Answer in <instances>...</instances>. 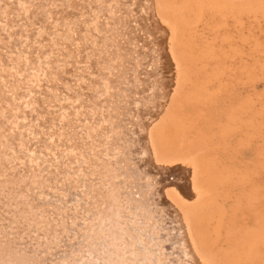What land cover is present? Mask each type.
Returning <instances> with one entry per match:
<instances>
[{
  "label": "bare ground",
  "instance_id": "obj_1",
  "mask_svg": "<svg viewBox=\"0 0 264 264\" xmlns=\"http://www.w3.org/2000/svg\"><path fill=\"white\" fill-rule=\"evenodd\" d=\"M12 1L11 0H0V9L1 8H4L6 10L9 9L8 10L9 14L12 16V18H11L12 22L10 20H8L10 22L6 21L5 23H3L1 21L2 18L0 20V62L2 61L1 63L5 62V60L3 61V59L5 58L7 53L9 54L12 51H14V48L15 49L21 48V51H23L22 49L24 47L22 48V46H25V44H27L28 46L31 45V50H33L32 47L39 46V45H37L35 40L32 39L33 38L32 34L29 32V26L31 25V27H32V24H30L31 21H33L32 23H34V21H36V19L39 20V19H42L44 17L43 14H41L43 17L42 18L40 17V15H39L41 13L40 11L45 10V11H50V13H51V11L53 10L55 13V10L58 9L57 14L62 13L61 14L63 16L62 20H64V21L61 20L62 22L61 23L59 22V25L57 22V27L55 28L53 26L54 30L63 29V27L65 28L68 25H69L68 28H69L70 32H71V30L77 31V29H78V30H81L82 32H84L85 30H87V31L90 30L91 32L94 33L95 31L97 32L98 29H101L102 34H103L102 37L100 36L101 38H103V39H101V41L102 40L104 41V39L107 41H110V38L108 37L107 32H113V34H114V32H115L114 30L117 29L118 33L117 32L116 33H117V35L119 34L120 37L121 36L123 37V33L126 34L125 42H124L126 46L124 44L122 45V46H124L123 47L124 48L123 53L129 52V51H126V50H129L128 49L129 47H130V49L132 48V46H133V45H131L132 41H134V40L136 41L137 39H138V41L140 40V37L139 36L136 37V34H135V31L137 32V30H138V29H135L136 27L137 28L139 27V31H142L141 34H144L145 31L146 32L148 31L149 34L151 33L154 40L156 38L158 39L157 35L159 34V32L162 31V33H160L161 36L159 35L160 37L158 39L161 43V44L159 43L161 46L160 45L156 46L158 44L157 43L155 45V47H157V49H158V47L162 48V49L161 48H159V49L163 50L162 56L164 58H162V59H164V61L162 60L161 63H163L164 65H161L162 67L158 66L159 68L160 67L161 68L160 69L156 68L157 71L152 70L153 72L151 71V73L147 74V80H145V78H144V80L146 82L144 81L143 83L144 84L145 83L150 84L151 81L154 82L156 79L158 80V78L161 79V77H162L161 75H163V77L167 78L166 82L163 81L164 79L159 80V81H161V82H159L160 83L159 85H161V83L163 82L166 84L167 87L164 86L163 87L164 89L162 91L156 90V92L157 91L158 92L157 93L153 92V94H152V100L154 101V105L152 103L153 107H151L149 105V108H148L147 103H145L146 104V108H145V105L143 106V104H142V103H144V101L146 99L148 100L146 102H148V103H150V101L152 102V100H149L151 97L150 98L148 97V95L150 93L146 92V94H145L146 88H144L143 92H141V91L139 92V91L134 90L136 92V94H137V92H139V95L141 96V98L138 101L136 100L137 102L135 101V99H134V101L132 100L133 98L131 97V95H132L133 89H131V88L137 87L136 84H135V87H134V85H132V87H129V85H128V87H129L128 91H125L124 92L125 94L121 93L120 97H117V96L111 97L112 99H113V97L115 98L114 101L116 103L114 104L115 106H112V107L116 108L117 114H118L117 117H115L116 121L114 120L113 123L117 126L116 128L120 129V131L117 130L120 134H115L114 137L112 136V139L110 137V141L111 142L113 141V146H119V147H122L121 150L122 149L125 150L124 157H123V159L120 158L121 162L118 161L119 163L115 162L114 160H110L109 158H106L107 153L109 154V151H112L113 146L110 150H108L109 142H106L103 139L101 140V137L104 138V136H102V133H100V129H101L100 124H101V122L103 123L105 121L104 120L105 115H107V112H109L108 107L106 108L108 111L105 109L106 102L108 103L109 101L105 102L104 99L101 100L102 102H99V104H100V107H102L105 110V112L103 111L102 117H100L97 114L95 117V120H94L95 131H97V132H95V139H93V138H92V140L88 139L89 141H91L90 142L91 147L94 144V142L96 141V139L99 141V143H101V145H99V143L95 142V144L93 146V149H95V155H93V156H95V158L98 159L99 162L97 164H95V162L94 163L92 162V168L88 166L89 168L92 169L90 173L86 174V172H84V173H82L84 175L80 176V173H81L80 166L78 167V165H76V164L72 165L73 163L69 164L67 167H60L59 166L56 169H53L52 172H49L46 165H45V162H46L45 157L37 158V160H36L37 163L33 166L25 165V167H24V164H25L24 163L23 166L21 165V167H19L18 169H16V168L10 169L9 171L7 169H5V166H2L3 164L0 161V172H1L0 173V180L1 179L4 180V184L9 187L8 189H10V192L11 191L16 192V190H18L19 192L22 193L24 198L26 197L25 202H27L28 205L24 206V211L27 209L26 211L28 212V216L30 215L29 218L26 217L27 218L26 221L28 222L30 220V218L32 219V217H34L35 213H36L35 215L38 216L40 211H42L41 212L42 213L41 216H42L44 214L45 215H47L48 213L50 214V212L53 208H54L53 209L54 212H58V214L61 213L60 211H62V210H63V213L65 214V211L67 210L68 216H70V217L67 216L69 224L68 223L66 224V225H68V228L65 225L66 226L65 228H67V230L64 227L63 228H64V230H66L67 235H68V233L71 234L70 235L71 238L69 237V235H68V237L66 236L67 241H68V238H70L71 242L70 241L65 242L66 237L64 238V240H65L64 242H62V241H60V242L64 243L65 246H68V245H74L75 243H77V242H74V244H72V241H74V240L77 241L80 239L79 243H81L83 241L82 240L83 239L82 234H84V231H86L87 228H89V222L84 223L87 220L84 221L83 224L81 225V227H79V228L78 227L76 228V225H75V227H73V225L76 223L78 226V225H80V223H82L81 220L83 218H87L86 214H84V211H85L84 209H85L86 205L88 206L89 204L93 203V201H96V199H100V198L105 199L109 196V194H110L109 191H111V190H109L110 186H109L108 180H110L111 182L116 184V189H114V191L116 193V201H114V203L120 204L118 206L119 208H117V209L114 208V210L118 211V215H120L118 219H115V221L116 222L119 221L123 224V225H119V224L117 225L116 224L117 228L115 227L116 228V231H114L115 233H118V231H120L121 233L122 232L124 233V230L131 228L130 224H132V223L126 225L128 220H130V216L128 215V212L132 210L130 207L125 206L126 199H128L130 201L129 203L131 205V201H133V200L137 201V200H139V198H141L140 200L146 199V196L143 193L144 189L145 190H147V189L152 190L153 195L151 197V200H152L153 205L151 207L154 211L151 210L152 211V214L150 215V217L152 219L151 221L154 220L156 222L157 229L159 231L162 229L161 231L163 232V234H165V235L168 234L169 237H167V235L165 236L163 234H159V236H154V235L150 234L153 232H151V229H148L149 227L144 230V231L147 230L146 232H149V233L145 234V232H144V234H139V237H140V235H141V237L142 236L146 237L149 242H153V245L154 244L155 245L161 244V246L163 247V251L162 250H160V251H162V254L167 258V259H165V262H167V264H177V262H179V261L181 264H187L188 261H190V264H264V0H103V2L109 3V1H110L111 4L112 3L115 4L113 6V8L111 5V8L114 9V13H112L110 8L108 9L106 7L107 5H105L104 6L105 10H103V11H106V12L108 11V13L105 12L107 14V16H106V14H104V15L106 17H108L111 21L109 23V19H108V22L106 21V23H102V24L99 23V21H101V20L97 21L100 24V26H99L100 28L98 27L97 29L94 28V26L97 27V25H96L97 22H95L93 19L90 20L91 23H89V26L87 27V29L85 28V26H80L82 24V23L78 22V20L80 18H78V20H76L77 24L74 23V21L72 22V19L73 18L75 19L76 13L77 12L81 13V11H80L81 10V8H80L81 3H79L77 0H63L64 2L63 1L59 2L58 0H22L24 4H26V5L29 4L30 6H33V8H36V10H34V12L32 11V13H30L32 15L31 16L29 15L30 19H32L30 21H28L26 19L28 17V16H26V14H25V16H26V18H25L24 16H21L18 13L19 9L16 8V10H15L13 8ZM19 1H17V2H19ZM80 2H81V0H80ZM82 2H84V1L82 0ZM85 2H86V0H85ZM95 2H97V1H95ZM99 2H102V1H99ZM61 3H62V5H61ZM92 3H94V2H92ZM147 3H148V5H147ZM97 4H98V2H97ZM97 4H95V5H97ZM101 4H103V3H101ZM101 4H99V5H101ZM17 5H19V4H17ZM20 5H21V3H20ZM84 5H86V3ZM103 5H102V9H103ZM72 6H74V7H72ZM147 6L149 8V11H148ZM22 7H24V6H22ZM41 7H43V9ZM84 7H82V8H84V10L90 11V13L88 12L89 13L88 17L93 18L94 5L93 6L91 5L90 7L88 5L89 8L87 6H84ZM19 8H20V6H19ZM72 8H74L76 13L74 12V10H72ZM100 8H101V6H100ZM145 8H147L146 9L147 14H148V12H150L151 17L147 16L146 13L142 14L141 11H142V9L144 10ZM50 9H52V10H50ZM78 9H80V10H78ZM95 9L97 10V7ZM59 10L61 12H59ZM133 11H134V13H136L137 19H138V17L139 18L141 17V16H139L140 12H141L143 18H145L143 16V15H145V16H147V19H148V17H149V19H153V22H150V23L152 25L153 24L154 25L152 26V25H150V23H148L149 19H148V21L146 19H145L146 21H144V20L139 21V19H138L139 22L136 21L137 23L133 24V22H134L133 21L132 23H130V20H132V18L135 19L134 16H132L134 14ZM0 12H3V10L2 11L0 10ZM78 13H77V17H78ZM84 13H86V11ZM45 15H46V13H45ZM81 15H82V13H81ZM104 15H103V17H105ZM2 16H4V12H3ZM83 16H84V14H83ZM85 16H87V15H85ZM98 16H99V14L96 15L97 19H99ZM113 16H115V17H113ZM8 17H10V16H8ZM65 17H66V19H68V21H66L67 23L65 22V20H66ZM89 18H87V19L89 20ZM6 19H7V17H6ZM97 19H95V20H97ZM103 19L104 18H102V20ZM43 20H44V18H43ZM82 20H84V18ZM44 21L46 22V20H44ZM40 22L41 21H38V23H40ZM45 22L42 24H46V25L49 24V23H45ZM49 22H51V21L49 20ZM83 22L85 23V21H83ZM84 25H86V24H84ZM91 25H92V27H90ZM155 25L157 26V28ZM40 26H41V24H40ZM77 26H79V27L77 28ZM6 27L11 28L13 31H11V32L8 31V33H6ZM33 27H34V25H33ZM37 27H38V25H37ZM45 27L47 28L48 25ZM108 27H109V29H108ZM38 29H40V28L38 27ZM46 30H45V32H46ZM54 30L48 31L46 33V35H45L47 38L46 40L45 39L43 41L39 40V41H42L41 43H43L44 41H46V43H47V40H49L53 44L54 47L52 49L49 47L50 49L47 48L48 50L41 49L38 47L34 48V49H36L35 52L33 51V54H32L34 56L31 57L32 60L25 67H28V66H30V67L35 66V68L38 66L39 67L40 66L46 67L43 64L45 57L47 58V56L49 54L56 53L55 50L57 51V49H56L57 47L60 49L59 52H61L62 49L65 48L64 46H66V44L69 40L68 39V32H65V33L62 32V33H64V35L61 34L62 36H60L56 33H53ZM157 30H159V31L157 32ZM36 31H37V29H36ZM81 31H80V35L82 34ZM36 33H38V32H36ZM39 33H40V30H39ZM88 33H86V34H88ZM131 33L133 34V37H132ZM33 35H34V33H33ZM73 35H75V33ZM76 35L79 36V33ZM110 35H111V33H110ZM38 36H40V35H38ZM69 36H70V34H69ZM84 36H86V35L84 34ZM142 36L146 37L145 35H142ZM81 37L82 36H80L79 38H81ZM93 37H95V35ZM151 37H149V38H151ZM43 38H45V37H43ZM73 38H74V36H73ZM75 39H77V38L75 37ZM84 39H85V37H84ZM90 39H92V37ZM96 39H97V37H96ZM79 40H78V42H79ZM111 40H112V37H111ZM115 40L116 39H114V42H115ZM143 40H146V39H141V42ZM158 40H156V41H158ZM64 41L66 43H65V45H62L63 44L62 42H64ZM138 41H136V42H138ZM90 42H91V40H90ZM46 43L44 42V45ZM104 43H105V41H104ZM143 43H145V42H143ZM146 43H147L146 47H148V42H146ZM86 44H87V42H86ZM88 44H90V43H88ZM97 44H98V41H97ZM72 45L74 46V44H72ZM77 45H75V46H77ZM92 45H93V43H92ZM99 45L101 46L102 44H99ZM114 45H118V44H114ZM114 45H112V46H114ZM136 45H137V43H136ZM138 45H137V47H139ZM150 45H151V42H150ZM104 46H105V44H104ZM51 47H52V45H51ZM67 47L70 48L68 45H67ZM106 47H107V45H106ZM108 47H109V45H108ZM140 47H141V50L145 49L143 47V45ZM120 48H121V50L123 49L122 47H120ZM134 48H132V49H134ZM111 49H112V47H111ZM117 49H118V47H117ZM150 49L147 51L145 50L146 53L144 56L141 55L142 57H145V58H143V60L145 62H147V61L149 62V60L152 62V60H151L152 58H150V57L155 56L152 54ZM154 49H156V48H154ZM136 50L134 52H136ZM104 51H103L104 53L107 52L105 49H104ZM62 52H64V51H62ZM73 52H74V49H73ZM17 53H18V51H16V53H14V54H17ZM30 53H32V52H30ZM24 54L25 53H23V55ZM60 54H62V53H59V55L57 54V56H55V58L61 57L62 55L60 56ZM115 54H117V52ZM140 54H142V53H140ZM122 55H120V56H122L121 59L119 58V56L118 57L116 56L117 58L122 60L120 62H122L126 66V68H124V66H123L124 69L123 70L121 69V70L124 71V73L130 71L128 73L129 76H133V77L137 76V78L138 77L140 78L143 75L141 73H143V72L145 73V71H142L143 69L140 70L141 66L139 69L137 68V66L139 65L138 63H140L139 61H142V59H138V61L136 60V64H137L136 65L134 63L135 59L132 58L131 60L133 62H131V63H134L135 65H133V64L130 65L126 61V56H124V54H122ZM157 55H158V53H157ZM10 56H11V54H10ZM29 56L30 55L28 54V57ZM146 56L148 57V59L146 58ZM19 57L20 56L18 53V58ZM51 57L52 56H50V59H51ZM62 57L64 60L65 59L64 56H62ZM72 57H74V56H72ZM76 57H78V55ZM85 57L88 58L87 55ZM85 57H84V59H85ZM99 57H100V54H99ZM101 57H102V59H100L101 62H99V64L103 63V65H105V61L107 60V65L108 66L112 65L110 63V60H108V58H109L108 56L103 55ZM130 57H131V55H130ZM136 57H139V56H136ZM9 58H11V57H9ZM74 58L73 59L71 58L72 61H75ZM159 58H160V56L158 57V59L157 58L156 59L159 60ZM5 59H7V58H5ZM28 59H30V58H28ZM77 59H76V61H77ZM88 60H91V58H89ZM52 61H54V59ZM154 61H156V60H154ZM78 62L79 61H77V63H75V64L73 63V64L75 65V67L77 69V70L76 69L75 70L76 71L79 70L77 78L79 77L80 79L83 80L86 76H85L84 70L82 68L83 66L78 65L79 64ZM87 62H89V61H87ZM126 62H127V64H126ZM24 63H25V61H24ZM114 63L115 62H113V64ZM156 63L158 64V61ZM4 64H7V63H4ZM19 64L21 65V63H19ZM85 64H86V61H85ZM147 64H145V67L147 66ZM53 65H54V62H53ZM65 65L67 66V62ZM127 65H129V66H127ZM59 66H60V64H59ZM5 67H3V68H5ZM68 67H69V65H68ZM113 67H114V65H113ZM153 67H156V66L154 65ZM35 68H33V69L35 70ZM135 68H137L138 71H135L136 70ZM142 68H143V65H142ZM29 69H31V68H29ZM44 69L46 70V68H44ZM44 69H43V71H44ZM61 69H63V68H61ZM68 69H70V68H68ZM89 69H91V68H89ZM102 69L98 70V68H97L98 71H96L99 73V79L102 76V74H105V73H102V71H101ZM104 69L106 70V67ZM37 70H39V68ZM158 70H160V71H158ZM49 71L50 70H48L47 72L49 73ZM51 71H53V70H51ZM61 71H64V69ZM72 71H73V69H72ZM28 72H32V71L30 70ZM56 72H58V70ZM89 72H91V71H89ZM1 73H2L1 75H3L4 71H1ZM5 73H7V71ZM9 73L10 72L8 71V74H6V75L9 76ZM35 73H36V71H35ZM38 73H36V75H38ZM42 73L44 74V72H42ZM98 73H95V74H98ZM15 74H16V71H15ZM57 74H59V72ZM86 74H87V72H86ZM27 75H29V74L27 73ZM36 75H34V77ZM109 75H111V74H109ZM13 76H14V74H13ZM22 76H23V74H22ZM72 76H74V75H72ZM92 76H93V73H92ZM106 76L104 75V78ZM116 76H114V77H116ZM20 77H21V75H20ZM43 77H47V76L43 75ZM65 77L67 78L68 76L66 75ZM126 77L127 76H124L123 79L124 78L126 79ZM133 77H131V78L133 79ZM10 78H12V77H10ZM54 78H55L54 82H55V80L58 81L57 79H59V78L56 79V77H54ZM97 78H98V76H97ZM6 79H7V77H6ZM51 79H52V77H51ZM120 79H122V78L120 77ZM120 79L118 78V80H120ZM68 80H69V77H68ZM68 80L66 79V81H68ZM96 80L94 82H96ZM133 80L130 81V83L134 84ZM137 80H139V79H137ZM137 80H135L134 82L138 83ZM149 80H150V82H149ZM40 81H41V79H40ZM108 81H110V80H108ZM108 81H106V82H108ZM120 81H121L120 83L123 84V82H122L123 80H120ZM31 82H33V81H31ZM51 82L53 83V81H51ZM79 82H80V80H79ZM103 82H105V80ZM258 82L262 83V91L259 94H256V92L254 91V85ZM47 83H49V82H47ZM74 83H75V81H74ZM89 83H90V81H89ZM16 84H17L15 87L16 91L15 90L14 91L16 92L17 96H19L22 94V92H25V91L22 88L21 82H16ZM62 84L64 85V82ZM92 84H94V83H92ZM57 85H58V82H57ZM88 85H86V86H88ZM100 85H102V84H100ZM159 85H158V87H160ZM76 86H78V85H76ZM107 86H108V84H107ZM141 86H142L141 88H143V85H141ZM155 86H157V85H154V88L158 89ZM47 87H49V86H47ZM99 87H101V86H99ZM120 87L122 88L121 85H120ZM144 87H145V85H144ZM149 87H151V86H149ZM9 88H10L9 82L7 80H5V82H3L2 86L0 87V96H2V98L5 95H8ZM11 88H14V86ZM39 88L42 89V87H39ZM73 88H75V87L73 86ZM154 88L152 87V89H154ZM243 88H245L246 90L243 93H240V91ZM66 89H67V86H66ZM68 89H69V87H68ZM75 89H78V88L76 87ZM39 90L40 89H38L37 92H39ZM121 90L123 92V89H120V91ZM31 91H33V90H31ZM85 91H87V90H85ZM94 91H95V89H94ZM98 91H99V88H98ZM148 91H151V88ZM30 92H28V93H30ZM33 92H35V91H33ZM45 92H48V91H44V90L42 91L41 90V92L36 94L37 95L36 98H39V96L42 97L45 94ZM51 92H52V90H51ZM53 93H55V92L53 91ZM53 93H52V95H53ZM70 93H71V91L69 92V94ZM49 94H51V93H49ZM82 94H84V93L82 92ZM108 94H109L108 97L110 98V93H108ZM119 94H120V92H119ZM86 95H88L87 98H88V100H90V98H92L93 94L88 93ZM100 95L101 94H99V96ZM17 96H15V98H18ZM61 97H63V95ZM67 97H65V99ZM94 97H96V96H94ZM134 97H135V95H134ZM30 98H31V96H30ZM53 98H55V97H53ZM78 98H80V97H78ZM102 98H104V97H102ZM20 99H22V98H20ZM44 99H45V97H44ZM47 99H45V100H47ZM57 100H59V99H57ZM7 101H8V99H7ZM21 101H23V100H21ZM36 101H37L38 105L35 102V105H37V107L36 108L34 107V109L37 111L39 109L38 112L41 113V116H43L45 114V109L43 108L40 100H36ZM59 101H62V99ZM45 102H47V101H44L43 103H45ZM6 103H8V102H6ZM30 103H32V100ZM61 103H60V105H61ZM90 103H92V102L89 101V104ZM62 104H65V103L63 102ZM85 104H87V103H85ZM85 104H84V106H85ZM93 104H97V102L93 103ZM23 105H24V107H26L25 104H23ZM54 105H55V102H54ZM109 105L110 104H108V106ZM70 106H72V105H70ZM76 106H77V104H76ZM31 107H33V106L31 105ZM95 107L97 108V105ZM0 108H2V107H0ZM28 108H30V107H28ZM30 109H32V108H30ZM52 109H53V107H52ZM0 110H2V109H0ZM35 110H33V113H35L34 112ZM61 110H62V107H61ZM73 110L75 111V109H73ZM7 111H10V110H7ZM0 112L2 113V111H0ZM91 112L92 111H90V113ZM98 112H99V110H98ZM112 112L114 113V111H112ZM22 113H24V112H22ZM22 113H21V115H23V117H24V114H22ZM99 113H101V112H99ZM17 114H18V112H17ZM26 114H27V112H26ZM68 114H69V112H68ZM75 114H76V111H75ZM86 114L88 116V113H86ZM12 115H14V114H12ZM57 115L59 116V114H57ZM71 115H72V113H71ZM90 115H92V114H90ZM74 116H76V115H74ZM36 117H40V116H36ZM61 117H62V115H61ZM65 118H66V116H65ZM38 119H40V118H38ZM106 119L108 120V118H106ZM109 119H110V117H109ZM29 120H30V118H29ZM60 120H63V119H60ZM91 120H92V117H91ZM102 120H104V121H102ZM20 121H19V124H23L22 121L21 122ZM24 121H26V120L24 119ZM34 121H35V119H34ZM36 121H37V119H36ZM50 121H51V119L48 118V114L46 113V117L44 119H41V121H39L37 126L40 128L48 127ZM54 121H55V119H54ZM67 121H65V122H67ZM25 124H27V122ZM75 124L73 123L72 127L75 126ZM22 126H21V128H22ZM59 126L61 127V124ZM109 126H110V124H109ZM1 127H2V125H1ZM30 128H32V127H30ZM79 129H81V128H79ZM62 130L64 131V129H62ZM88 130L89 129H87V131ZM52 131L53 130H51L50 132H52ZM61 131H60V133H61ZM77 131L75 133L72 131V133L76 134V133H78ZM89 131H91V129ZM11 132H12V129H11ZM98 132H99V134L97 135ZM87 133H90V132H87ZM36 134H37V132H36ZM108 134L109 133L106 132L105 137H107ZM20 136H21V134H20ZM52 136H51V138H52ZM58 136H60V135H58ZM14 138H15V136H14ZM14 138H13V136H11L10 137L11 140L7 139L8 144H4V146L2 145L3 147L1 146V143H0V146L2 147L0 149V160L2 159V156L4 154L9 156L10 154L13 155L14 153L18 152L16 147L19 146V144L16 147H14V145H15ZM26 138H27V136H26ZM47 138H48V136H47ZM51 138H49V139L51 140ZM75 138H76V136H75ZM71 140H72V138H71ZM36 141H37V139H36ZM89 141H88V143H89ZM3 142H5V141H3ZM33 142H34V140H33ZM62 142H65V141H62ZM68 142H69V139H68ZM111 142H110V144H111ZM41 143H44V141L41 140ZM50 143H51V141H50ZM50 143H48V144H50ZM66 143L67 142H65V144ZM70 143L72 145V143H75V142H70ZM141 143H143V146H141ZM20 145H21V141H20ZM33 145H34V143H33ZM35 146H37V145L35 144ZM41 146H42V144H41ZM82 146H83V144H82ZM83 147H82V149H83ZM18 148L21 149V147H18ZM24 148H25V146H24ZM87 148H89V147H87ZM101 148H103L105 150L102 151ZM71 149H69V150H71ZM41 150L42 149H40V151ZM44 150H46V149H44ZM47 150H49V149H47ZM59 150H60V148H59ZM117 150H116V152H117ZM27 151H29V150H27ZM56 151H58V150H56ZM35 152L36 151H34V153ZM42 152H43V150H42ZM48 152H50V151H48ZM114 152H115V148H114ZM51 153H53V152H51ZM18 154H20V153H17L16 155H18ZM41 154H40V156H43ZM43 154H45V153L43 152ZM60 154H61V151H60ZM73 154H75V153H73ZM76 154H78V152ZM35 155L36 154H34V156ZM122 155H123V153H122ZM68 156H70V154ZM35 157H37V156H35ZM35 157H33V158H35ZM76 157H79V156H76ZM90 157L91 156H89V158ZM47 158H48V156H47ZM54 158H55V156H54ZM60 158H59V162H60ZM112 159H113V157H112ZM13 160L14 159H12V161ZM21 161H23V160H21ZM66 161H67V159H66ZM25 162H26V164H28L27 161H25ZM4 163H6V162H4ZM51 163H52V161H51ZM145 163H147L150 166L152 174L150 173V175H147L148 177L143 179L142 177H145L147 174V173L146 174L143 173V171L145 170V168H144ZM32 164H33V162H32ZM66 164H68V163H66ZM61 166H62V163H61ZM145 166H147V165L145 164ZM51 167H52V165H51ZM6 171H8V172L6 173ZM79 171H80V173H79ZM140 172H142V174H143V176L141 177L142 178L141 180H145V179L149 178V180L147 181V184L144 183L145 185L140 184V182L138 181V179L140 177V175H139ZM166 173L170 174L171 176L167 177L169 175H167ZM175 173L181 174L182 179L180 180L181 177L179 176L180 178L178 180V178L176 177L177 175H175ZM164 174H166V177ZM172 174H174L175 177H173ZM110 175H111V178L109 179ZM86 177H89L90 180L92 179L93 184H94L92 187H91L90 181L85 182L86 179H88ZM126 177L129 179V180L128 179L127 180L131 184L134 182L135 185H133V184L132 185L137 188V191H136L137 192L136 194H138L137 196H134V194H135L134 191H133L134 194H131V192H129L128 190L126 191L125 188L123 187V186H125L123 180H126ZM128 181H127V183H129ZM122 183H123V185H122ZM180 183L183 186L180 187L178 185ZM2 187L0 188V209H3L2 211L6 210V212H8V210H13L12 212H14L13 213V214H15L14 216H16V214L20 215V212H18V211L21 210V207L19 209V207H16V206L12 207L9 203H7L8 205L5 204V201L7 202V200H6L7 197L3 198V195H2L3 193H1ZM126 188H128V187H126ZM129 189L131 190L130 187H129ZM93 190H95L96 195H98L99 197L98 198H95V197L89 198V200L87 199L88 201L84 200L87 195L88 196L90 194L93 195L92 194V193H94ZM17 193H14V194H17ZM111 195H112V193H111ZM117 195H120V196L117 197ZM148 197L149 196H147V198ZM8 198H9V195H8ZM17 198H18V196H17ZM17 198L15 200H20L21 197L19 199H17ZM24 198H23V200H24ZM113 200H115V199L113 198ZM128 200H127V203H128ZM22 201H21V204H22ZM14 202H13V205H14ZM112 202L113 201L109 200V204H110L109 206H111V208H113ZM137 203L140 204L139 202H137ZM141 203H142V201H141ZM146 205H150V204H147V201H146ZM146 205H144V208ZM72 206L76 207V208H74L75 211L73 210ZM99 206H98V208H99ZM32 207H33V209H32ZM39 207H42L41 208L42 210H40V211L38 209L35 210V208H39ZM71 207H72V211H74L73 214L71 211ZM114 207H116V206H114ZM125 207L128 209L130 208V209L128 210ZM50 208H51V210H50ZM90 208H91V206H90ZM160 208H162V209H160ZM34 210H35V212H34ZM103 210H104V208H103ZM120 210H122V212ZM161 210H163L161 212L162 214L159 213ZM24 211H23V213L26 212V211L25 212ZM21 212H22V210H21ZM89 212L87 214H89ZM135 213H134V215L133 214L132 215L135 216ZM138 213L136 215H138ZM156 213H158L157 216H156ZM58 214H57V216H58ZM99 214H101V213H99ZM143 214H145V213H143ZM145 215H149V214H145ZM145 215H143V216H145ZM11 216H12V214H11ZM48 216L50 217V215H47V217ZM170 216H171V218H170ZM51 217H52V215H51ZM67 217H65V218H67ZM142 217L140 219H142V221H144V219ZM172 217H175V218H173V221H170L169 218L172 219ZM9 218H10V216H9ZM21 218H23L22 214H21ZM54 218H56V217H54ZM58 218H56V219L58 220ZM61 218H62V215H61ZM0 219H2V218L0 217ZM62 219L64 220V217ZM174 219H176V221L178 223V226H176L177 228L175 227L177 229V231L174 228V226L176 224L174 222ZM33 220H35V219H33ZM48 220L49 219H47V221ZM21 221H23V220H21ZM39 221L40 222L42 221L41 218ZM59 221L61 222V220H59ZM92 221H93V219H92ZM24 222H25V220H24ZM40 222H39V224H40ZM44 222H45V220H44ZM130 222H132V220ZM138 222H139V220H138ZM171 222H173V223H171ZM6 223H8V222H6ZM148 223H150V222H148ZM160 223L162 224L161 226H160ZM43 224H42V226L45 227L46 224L45 225H43ZM172 224H173V226H172ZM94 225H96V223H94L93 226ZM152 225H154V222ZM21 226H23V225H21ZM47 226H46V229L49 228ZM135 226H137V225H135ZM90 227H91V225H90ZM144 227L146 228L147 226H144ZM57 228H58V225H57ZM57 228H56V230H57ZM6 229H7V227H6ZM21 229L24 230L23 228H21ZM34 229L35 228H33V230ZM106 229H109V228H106ZM132 229L126 231V233L133 231ZM173 229H175V230H173ZM51 230H49V231H51ZM58 230H60V228H58ZM2 231L4 232V228ZM20 231H19V233H20ZM39 231H38V234H39ZM42 231H45V230H42ZM42 231H40V232H42ZM155 231H157V230H155ZM174 231H176V232L180 231V234L178 232L179 236H177V237H180V235L182 236L179 238V240L180 239L183 240L180 243L184 242L183 244L186 246V249H184V250L182 249L184 251V253H186L185 251H187L190 255V258L187 259L188 261L186 260V258L189 255H187V254L183 255V254L179 253V251L176 250V247H175L176 244L175 243H177V242L174 243V239L176 238V237H174V235H175ZM54 232L55 231H53V234H54ZM58 232H61V230ZM172 232H174V235ZM112 233H113V231H112ZM123 233H122V235L124 237L131 236V237H128V238H130L129 239L130 243L125 244L126 246H119V245L116 246L117 242L115 243L116 245H114V244L112 245L116 249L115 251L117 253V256L119 255L118 256L119 259L123 258L124 262H126L125 260H127L129 258L128 256H130L131 254L133 255L134 252L139 251L140 254L141 253H144V254L149 253L146 251H142L141 247L137 248L140 245V243H138V240H139L138 239L139 237H137L138 235L135 236V234H133V233H131L130 235H129V233L128 234H125V233L123 234ZM171 233L173 236L171 235ZM6 234L8 235V233H6ZM49 234H48V238H49ZM92 234H93V232H92ZM64 235H62V237H64ZM23 236H22V238H23ZM32 236L35 239V236L33 234H32ZM54 236H53V238H54ZM123 236H122V239H124ZM2 237H0V238H2ZM27 237H28V234L26 235V238ZM36 237L41 238L40 236H36ZM115 237L118 238V234L115 235ZM120 237H121V235H120ZM160 237L161 238L167 237L166 239H164V241H166V242L162 241V239H159ZM8 238H9V236H8ZM26 238L24 237V239H26ZM58 238H59V240H61L60 237H58ZM94 238H95V236H94ZM117 238H115V239H117ZM24 239L22 242L23 244H24ZM49 239L51 240V238H49ZM32 240H31V242H32ZM42 240H44L43 237H42ZM129 240H128V242H129ZM179 240H178V242H179ZM1 241H4V240H1ZM11 241H13V236H12ZM28 241L29 240H27V242ZM40 241H41V239H40ZM40 241H39V243H40ZM53 241H56V238ZM53 241H50V242H52V244H54ZM114 241H116V240H114ZM144 241H145V238H144ZM33 242H35V241H33ZM126 242H127V240H126ZM11 243L15 244L14 242H11ZM36 243L34 244L35 246H36ZM4 244H6V242L1 244V245H4ZM17 244H15V245H17ZM41 244H43V243H41ZM177 244H179V243H177ZM34 245L32 243V245H28V246L33 247ZM75 245H77V244H75ZM91 245H92V243H91ZM93 245H95V244H93ZM107 245H108V243H107ZM159 245H158V247H159ZM180 245L181 244H179V246ZM47 246H49V245H47ZM58 246H59V244L57 245V247ZM62 246H63V244H62ZM78 246H79V244H78ZM176 246L178 247V245H176ZM185 246L184 247L182 246V247L185 248ZM11 247H12V245H11ZM38 247H40V246H38ZM72 247L69 248V246H68L69 251H70V249L74 250V248H72ZM80 247H79V249H80ZM3 248H5V247H3ZM14 248H15V246H14ZM18 248L19 247H17V249ZM23 248H25V251H26L27 245H26V247H23ZM95 248L96 247L94 246V249ZM102 248H103V246H102ZM102 248H101V250H102ZM146 248H148V247H146ZM180 248H181V246H180ZM8 249H10V246ZM29 249H31V248H29ZM59 249H60V247H59ZM61 249L66 250L67 248L66 249L61 248ZM104 249H106V248H104ZM112 249H113V247H112ZM32 250L33 249H31V251H29V252H31L33 255L34 250L33 251ZM48 250H50V249H48ZM144 250H146V249H144ZM152 250H154V248ZM155 250H158V249L155 248ZM0 251L2 252V250H0ZM8 251L9 250H7V252ZM55 251H57V249ZM77 251H78V249H77ZM86 251H87V249H86ZM154 251L149 253L152 256H154V258L162 255L159 251L158 252H156V251L154 252ZM63 252H65V251H63ZM100 252L102 253V251H100ZM10 253H12V252L9 251V254H8L9 259L11 258ZM21 253H23V252H21ZM34 253H35V255L39 254V253L36 254V251ZM62 253H61V255H62ZM65 253H68V252L66 251ZM65 253H63V254H65ZM97 253L98 252H96V254ZM101 253H99V254H101ZM106 254H108V253H106ZM0 255H1V253H0ZM39 255H41V253ZM58 255L59 254L57 253V256ZM22 256H24V254ZM26 256L27 255L25 253V257ZM55 256H56V254H55ZM16 257H15V259L12 258V259H14L13 264H19V263L21 264V262H22L21 256L16 255ZM50 257H52V256H50ZM28 258H31V257H28ZM43 258H44V256H43ZM43 258H41V259H43ZM52 258H54V257H52ZM35 259L38 260L37 258H35ZM107 259L109 260V258H107ZM27 260H29V259H27ZM32 260H33V257H32ZM32 260L30 259V261H32ZM44 260H46L44 262V263H46L47 258L43 259V261ZM144 260H145V258H144ZM162 260H164V259H162ZM6 261L8 263V260H6ZM30 261H28V262H30ZM43 261H41V262H43ZM25 262H27V261L25 260ZM25 262H22V263L25 264ZM37 262H39V261H37ZM100 263H101V261H100ZM153 263H154V261H153ZM0 264H5V263L2 262V260L0 259ZM29 264H31V263H29ZM37 264H39V263H37ZM114 264H115V261H114ZM128 264H129V262H128ZM133 264H134V262H133ZM147 264H149V263H147ZM160 264H161V262H160Z\"/></svg>",
  "mask_w": 264,
  "mask_h": 264
},
{
  "label": "rangeland",
  "instance_id": "obj_2",
  "mask_svg": "<svg viewBox=\"0 0 264 264\" xmlns=\"http://www.w3.org/2000/svg\"><path fill=\"white\" fill-rule=\"evenodd\" d=\"M12 1V0H11ZM17 1H19V0H13L12 1V3H13V8L16 10V8L17 9H19L18 10V13L21 15V16H24L25 18H26V16H28L26 19L28 20V21H30V20H32V19H30V17H29V15L31 16L32 14H30V13H32V11L34 12V10H36V8H33V6H30L29 4L28 5H26V4H24L23 3V1L22 0H20L19 2H17ZM22 1V2H21ZM59 2L60 1H63V0H58ZM79 3H81V10L80 9H78V10H80L81 11V13H82V15H81V13L79 12H77L78 13V17H77V13H76V11L74 10V8H72V10H74V12L76 13V16H75V19L73 18L72 19V22L74 21V23H76L77 24V21L76 20H78V18H80L79 20H78V22L79 23H82L80 26H85V28L87 29V27L89 26V23H91V21L90 20H94L95 22H97V21H99V20H101V21H99V23L100 24H102V23H106V21L108 22V17H106L107 16V14L106 13H108V11L106 12V11H103V10H105L104 9V6L105 5H107L106 7L109 9L110 8V10L112 11V13H114V9H112L113 8V6L115 5V4H111L110 3V1H109V3H106V2H103V0H86V2H85V0H83L84 2H82V0H81V2H80V0H77ZM95 1H97L98 2V4H97V2H95ZM99 1H102V2H99ZM16 2V3H15ZM64 2V1H63ZM92 2H94L95 4H97V5H95L94 3H92ZM108 2V1H107ZM11 3V4H12ZM20 3H21V5H20ZM86 3V5H84V4ZM101 3H103V4H101ZM16 6H15V5ZM17 4H19V5H17ZM89 5V7L92 5H94V11H93V18L92 17H88L89 15V13H90V11H87V10H84V6H87L88 7V5ZM99 4H101V5H99ZM110 4V5H109ZM61 5H62V3H61ZM83 5V6H82ZM102 5H103V9H102ZM111 5H112V8H111ZM147 5H148V3H147ZM19 6H20V8H19ZM22 6H24V7H22ZM26 6V7H25ZM100 6H101V8H100ZM109 6V7H108ZM6 7V6H5ZM72 7H74V6H72ZM82 7H84V8H82ZM88 7V8H89ZM97 7V10L95 9ZM23 8V9H22ZM42 9H43V7H41ZM70 8V7H69ZM79 8V7H78ZM147 8H148V6H147ZM147 8H145L144 10L142 9V14H147ZM31 9V10H30ZM39 9V8H38ZM101 11H100V10ZM1 11L3 10V12H4V16H2L3 15V12H0V20H1V18H2V22L3 23H5L6 21L7 22H10L11 21V18H12V16L9 14V9H4V8H1L0 9ZM50 10H52V9H50ZM107 10V9H106ZM57 11H58V9L57 10H55V13H54V11L52 10L51 11V13H50V11H45V10H43V11H40L39 13V15H40V17L42 18L43 16L41 15V14H43L44 15V20H46V22L43 20V18L42 19H39V20H37L36 19V21H34V23L36 24H34V23H32L33 21H31V23L30 24H32V27H31V25L29 26V32L32 34V39L33 40H35V42L37 43V45H39V46H36V47H38V48H41V49H46V50H48L47 48H53L54 46H53V44L49 41V40H47V43H46V41H44L46 44L44 45V42L43 43H41L44 39L46 40L47 38H46V33L48 32V31H53L54 30V27L56 28L57 27V22H58V25H59V22L61 23L62 21H64V20H62L63 18V16L61 15L62 13H59V12H61L60 10H59V14H57ZM86 11V13H84ZM96 11V12H95ZM103 11V12H102ZM144 11V12H143ZM146 11V12H145ZM148 11H149V8H148ZM6 12V13H5ZM29 12V13H28ZM48 12V13H47ZM89 12V13H88ZM99 12V13H98ZM106 12V13H105ZM141 12H140V15L139 16H141L140 18L138 17V19H139V21H148V19H149V17H151V14H150V12H148V14H147V16H149L148 17V19H147V16H145V15H143L145 18H143L142 17V14H141ZM45 13H46V15H45ZM54 15H53V14ZM96 13V14H95ZM111 13V14H112ZM133 13H134V11H133ZM25 14H26V16H25ZM83 14H84V16H83ZM99 14V16H98V18L99 19H97L96 18V15H98ZM104 14H106V16L104 15ZM56 15V16H55ZM59 15V16H58ZM85 15H87V16H85ZM95 15V16H94ZM103 15L105 16V17H103ZM8 16H10V17H8ZM53 18H51V17ZM83 16V17H82ZM102 16V17H101ZM132 16H134V18L136 19H133L132 18V20H130V23H132L133 21V24H135V23H137V22H139L138 21V19H137V16H136V13H134ZM6 17H7V19H6ZM113 17H115V16H113ZM61 18V19H60ZM84 18V20H82ZM87 18H89V20L87 19ZM97 19V20H95V19ZM101 18V19H100ZM102 18H104L103 20H102ZM4 19V20H3ZM6 19V20H5ZM60 19V20H59ZM65 19H66V17H65ZM146 19V20H145ZM8 20H10V21H8ZM49 20L51 21V22H49ZM54 20V21H53ZM62 20V21H61ZM82 20V21H81ZM88 22H87V21ZM38 21H41L40 23H38ZM66 21H68V19H66L65 20V22ZM81 21V22H80ZM83 21H85V23L83 22ZM110 19H109V23H110ZM137 21V22H136ZM12 22V21H11ZM49 23V24H47L48 25V27L46 28L45 26H47L46 24H42V23ZM150 22H153V19H149V21H148V23H150ZM67 23V22H66ZM78 23V24H79ZM98 22L96 23V25H97V27L96 26H94V28H98L99 26H100V24H99ZM112 23V22H111ZM40 24H41V26H40ZM84 24H86V25H84ZM33 25H34V27H33ZM37 25H38V27L40 28V29H38V27H37ZM44 25V26H43ZM150 25H152L151 23H150ZM154 25V24H153ZM152 25V26H153ZM54 26V27H53ZM156 26V25H155ZM69 25L68 26H66L65 28L63 27V29H60V30H54V32L53 33H56V34H58V35H60V36H62V35H64V33L65 32H68V42H67V44H66V46H64L65 48H63L62 49V51H64V52H59V48L57 47L56 49H57V51L55 50V52L59 55V53H62V54H60V56L62 55V56H64V60H63V57L61 56V57H59V58H55V56H57V54L56 53H53V54H49L48 56H47V58L45 57V59H44V61H43V64H44V66H46V67H42V66H38V67H36L35 68V66L34 67H30V66H28L29 68H31V69H29L28 67H25V66H27L28 64H29V62L32 60V56H34V55H32L33 54V51L35 52V50L36 49H34V48H36V47H32L33 48V50H31V45H27V44H25V46H22V50L23 51H21V48L19 49V48H14V51H12L11 53H7V55L5 56V58H7V59H3V61L5 60V62H3V63H1L0 62V84L2 83L3 84V82H5V80H7L8 82H9V86H10V88H9V92H8V95H5L3 98H2V96H0L1 98H0V107H2V108H0V109H2V110H0V111H2V113L0 112V127H1V125H2V127L0 128V143H1V146L3 145L4 146V144H8V140H11L10 139V137L11 136H13V138H14V136H15V138H14V141H15V145H14V147H16L18 144H19V146H17L16 147V149L18 150V152L17 153H20V154H18V155H16L17 153H14L13 155L12 154H10L9 156H7L6 154H4L3 156H2V159L0 160L1 162H2V166H5V169H7L8 171L10 170V169H18L19 167H21V165L23 166V164H24V167H25V165H27V166H33V165H35L37 162H36V160H37V158H39V157H45L46 158V162H45V165H46V167H47V169H48V171L49 172H52L53 171V169H56L57 167H67L69 164H72V165H78V167L80 166V168H81V173H80V171H79V173H80V176H83L84 174H82V173H84V172H86V174L87 173H90L91 172V168H92V162L94 163L95 162V164H97L99 161H98V159H96L95 158V156H93V155H95V149H93V146H94V144H95V142L96 143H99V141L96 139V141L94 142V144L92 145V147L90 146V142L91 141H89V140H92V138L93 139H95V132H97V131H95V124H94V120H95V117H96V115L98 114L100 117H102L103 116V111L105 112V110L102 108V107H100V104H99V102H102L101 100H105V102L106 101H109L108 103L106 102V105H105V109L108 107V110H109V112H107V115H105V118H104V120H102V121H104L103 123L101 122V126H100V133H102V136H104V138H102L101 137V140L103 139V140H105L106 142H109V146H108V150H110L111 148H112V146H113V141L111 142L110 141V137H111V139H112V136L114 137V135L115 134H120L118 131H120V129L119 128H116L117 126L113 123L114 122V120L116 121V119H115V117H117V110H116V108L115 107H112V106H115L114 104L116 103L115 101H114V97H120V95H121V93L122 94H125L124 92L125 91H128V89H129V87H132V85H134V87H135V84H136V86L137 87H135V88H131V89H133V91H132V95H131V97L133 98L132 100L134 101V99H135V101L137 100H139L140 98H141V96L139 95V92L141 91V92H143L144 91V88H146L145 90V94H146V92H149L150 94L148 95V97L150 98L149 100H152V94H153V92L155 93L156 92V90H158V91H162L164 88V86L165 87H167L166 86V84L165 83H161V85H159L160 83L159 82H161V81H159V80H163V81H165L166 82V80H167V78L166 77H163V75H161L162 77H161V79L160 78H158V80L156 79L154 82H150V80H149V82H150V84L148 83V84H144L143 82L145 81V80H147V74H149V73H151V71L153 70H156L157 71V69H160L162 66L161 65H164L163 63H161L162 62V60L164 61V59H162V58H164L163 56H162V51L163 50H160L159 48H161V47H158V49H157V47H155V45L156 46H158V45H160L161 43H160V41L158 40L159 39V37L161 36L160 35V33H162V31L161 32H159V34L157 35V37H158V39L156 38L155 40H154V38H153V36L151 35V33L149 34V32L147 31H145L144 32V34H141L142 33V31H139V27L137 28H135V29H138L137 30V32L139 33H137L136 31H135V34H136V37L137 36H139L140 37V42L138 41V39L136 40V41H138V42H136L135 40L134 41H132L131 42V45H133L132 46V48H134L135 46V48L134 49H130V47L128 48L129 50H126V51H129V52H125V53H123L124 51V46H122L123 44L125 45V36H126V34L125 33H123V37L121 36H119V34L117 35V29H115L114 31V34H113V32H107L108 33V37L110 38V41H107V40H105L104 39V41H105V43H104V41L102 40L101 41V39H103V38H101L102 37V31H101V29H98V31L96 32H91L90 30L89 31H87V30H83L84 32H82L81 30H78L77 29V31H74V30H71V32H70V30H69ZM79 26H77V28H78ZM90 27H92V25L90 26ZM31 28V29H30ZM34 28V29H33ZM37 29V31H36V29ZM51 28V29H50ZM62 28V27H61ZM100 28V27H99ZM156 28H157V26H156ZM8 29V30H7ZM33 29V30H32ZM46 30V32H45V30ZM65 29V30H64ZM108 29H109V27H108ZM32 30V31H31ZM39 30H40V33H39ZM44 30V31H43ZM68 30V31H67ZM100 30V31H99ZM134 30V29H133ZM8 31L9 32H11V31H13L11 28H7L6 27V33H8ZM58 33H57V32ZM74 31V32H73ZM79 31V32H78ZM80 31L82 32V34L80 35ZM159 30H157V32H158ZM36 32H38V33H36ZM42 32V33H41ZM62 32H64V33H62ZM89 32V33H88ZM100 32V33H99ZM117 32V33H116ZM33 33H34V35H33ZM75 33V35H73ZM79 33V36H77L76 34H78ZM86 33H88V34H86ZM110 33H111V35H110ZM116 33V34H115ZM10 34V33H9ZM44 34V35H43ZM62 34V35H61ZM69 34H70V36H69ZM84 34L86 35V36H84ZM97 34V35H96ZM101 34V35H100ZM125 34V35H124ZM141 34V35H140ZM38 35H40V36H38ZM92 35V36H91ZM95 35V37H93ZM114 37H113V36ZM117 35V36H116ZM131 35H132V37H133V34L131 33ZM142 35H145L146 37H143ZM160 35V36H159ZM73 36H74V38H73ZM80 36H82L81 38H79ZM85 37V39H84V37ZM88 36V37H87ZM101 36V37H100ZM152 36V37H151ZM43 37H45V38H43ZM75 37L79 40V42H78V40L77 39H75ZM92 37V39H90ZM96 37H97V39H96ZM100 37V38H99ZM111 37H112V40H111ZM116 37V38H115ZM149 37H151V38H149ZM35 38V39H34ZM43 38V39H42ZM120 38V39H119ZM122 38V39H121ZM162 38V37H161ZM87 39V40H86ZM91 40V42H90V40ZM96 39V40H95ZM114 39H116L115 40V42H114ZM141 39H146V40H143L142 42H141ZM149 39V40H148ZM39 40H42V41H39ZM119 40V41H118ZM121 40V41H120ZM156 40H158V41H156ZM49 41V42H48ZM71 41V42H70ZM74 41V42H73ZM81 41V42H80ZM87 42V44H86V42ZM95 43H94V42ZM97 41H98V44H97ZM114 44H118V45H114ZM117 42V43H116ZM143 42H145V43H143ZM146 42H148V47H146L147 46V43ZM150 42H151V45H150ZM51 43V44H50ZM63 44L62 45H65V41L64 42H62ZM76 43V44H75ZM80 43V44H79ZM85 43V44H84ZM88 43H90V44H88ZM92 43H93V45H92ZM108 43V44H107ZM110 43V44H109ZM112 43V44H111ZM122 43V44H121ZM136 43H137V45L139 46V47H137V45H136ZM160 43V44H159ZM42 44V45H41ZM70 44V45H69ZM72 44H74V46L72 45ZM78 44V45H77ZM99 44H102L101 46L99 45ZM104 44H105V46H104ZM146 44V45H145ZM47 45V46H46ZM51 45H52V47H51ZM67 45L70 47V48H68L67 47ZM75 45H77V46H75ZM86 45V46H85ZM89 45V46H88ZM106 45H107V47H106ZM108 45H109V47H108ZM112 45H114V46H112ZM135 45V46H134ZM143 45V47L145 48V49H143V50H141V47L140 46H142ZM21 46V45H20ZM28 46V47H27ZM42 46V47H41ZM44 46V47H43ZM80 46V47H79ZM88 46V47H87ZM95 48H94V47ZM112 47V49H111V47ZM126 46V45H125ZM161 46V45H160ZM74 47V48H73ZM76 47V48H75ZM91 47V48H90ZM105 47V48H104ZM117 47H118V49H117ZM120 47H122L123 49L121 50V48ZM151 49H150V48ZM49 48V49H50ZM74 49V52H73V49ZM83 48V49H82ZM110 48V49H109ZM154 48H156V49H154ZM27 49V50H26ZM65 49V50H64ZM77 49V50H76ZM82 49V50H81ZM87 49V50H86ZM104 49L107 51L106 53H104L105 51H104ZM109 49V50H108ZM115 49V50H114ZM138 51H137V50ZM140 49V50H139ZM150 49V51L152 52V54L153 55H155V56H152V57H150V58H152L151 60H152V62L149 60V62L147 61V62H145L144 60H143V58H145V57H142V56H144L145 55V53H146V51L147 50H149ZM162 49V48H161ZM25 50V51H24ZM68 50V51H67ZM72 50V51H71ZM79 50V51H78ZM131 50V51H130ZM136 50V52H134ZM146 50V51H145ZM155 50V51H154ZM16 51H18V53H19V56L21 57H19L18 58V53L17 54H14V53H16ZM29 51V52H28ZM78 51V52H77ZM102 51V52H101ZM104 51V52H103ZM122 51V52H121ZM133 51V52H132ZM143 51V52H142ZM154 51V52H153ZM160 51V52H159ZM30 52H32V53H30ZM73 52V53H72ZM77 52V53H76ZM80 52V53H79ZM95 52V53H94ZM98 52V53H97ZM100 52V53H99ZM117 52V54H115ZM142 53V54H140V53ZM21 53V54H20ZM23 53H25L24 55H23ZM27 53V54H26ZM70 53V54H69ZM72 53V54H71ZM88 53V54H87ZM108 53V54H107ZM114 53V54H113ZM139 53V54H138ZM157 53H158V55H157ZM10 54H11V56H10ZM28 54L30 55L29 57H28ZM55 54V55H54ZM64 54V55H63ZM99 54H100V57H99ZM122 54H124V56H126V61L130 64V65H135L136 64V60L138 61V59H142V61H139L140 63H138L139 65V67L137 66V68L139 69L140 68V66H141V68H140V70L141 69H143L142 71H145V73L143 72V73H141V74H143L140 78L138 77L137 78V76H129V72H125L124 73V71H122L124 68H126V66L122 63V62H120V61H122V60H120L121 59V57L123 56ZM131 55V57H130V55ZM27 55V56H26ZM78 55V57H76ZM80 55V56H79ZM87 55V57L88 58H86L85 56ZM103 55H105V56H108L107 58H108V60H110V63L112 64V65H107V60L105 61V65H103V63L102 64H99V62H101L100 61V59H102V57L101 56H103ZM115 55V56H114ZM120 55H122V56H120ZM142 55V56H141ZM50 56H52L51 57V59H50ZM72 56H74L76 59H77V61H79L78 63V65H82L83 67V70H84V74H85V76L88 78H84L83 80L82 79H80L79 77L77 78V76H78V71H76L77 69H76V67H75V63H77V61H76V59L74 58V57H72ZM92 56V57H91ZM119 56V58H117V57ZM129 56V57H128ZM136 56H139V57H135ZM160 56V58H159V60H157L158 59V57ZM9 57H11V58H9ZM25 57V58H24ZM27 57V58H26ZM54 57V58H53ZM80 57V58H79ZM83 57V58H82ZM84 57H85V59H84ZM111 57V58H110ZM28 58H30V59H28ZM62 60H61V59ZM74 58V60L75 61H72V59ZM89 58H91V60H88ZM97 58V59H96ZM132 58H134L135 59V64L134 63H131V62H133L131 59ZM146 58L148 59V57L146 56ZM157 58V59H156ZM10 59V60H9ZM12 59V60H11ZM18 59V60H17ZM23 59V60H22ZM54 59V61H52ZM83 59V60H82ZM95 59V60H94ZM8 60V61H7ZM15 60V61H14ZM115 60V61H114ZM154 60H156V61H154ZM10 61V62H9ZM24 61H25V63H24ZM28 61V62H27ZM47 61V62H46ZM50 61V62H49ZM85 61H86V64H85ZM87 61H89V62H87ZM95 61V62H94ZM97 61V62H96ZM158 61V64L156 63ZM9 62V63H8ZM53 62H54V65H53ZM66 62H67V66L65 65L66 64ZM83 62V63H82ZM91 62V63H90ZM113 62H115L114 64H113ZM127 62H126V64H127ZM4 63H7V64H4ZM14 63V64H13ZM18 63V64H17ZM19 63H21V65L19 64ZM27 63V64H26ZM50 63V64H49ZM74 63V64H73ZM119 63V64H118ZM142 63V64H141ZM148 63V64H147ZM151 63V64H150ZM24 64V65H23ZM59 64H60V66H59ZM97 64V65H96ZM141 64V65H140ZM145 64H147V66L145 67ZM157 64V65H156ZM19 65V66H18ZM51 65V66H50ZM68 65H69V67H68ZM92 65V66H91ZM101 65V66H100ZM113 65H114V67H113ZM137 65V64H136ZM142 65H143V68H142ZM151 65V66H150ZM155 65L156 67H153V66ZM6 66V67H5ZM13 66V67H12ZM98 66V67H97ZM119 66V67H118ZM123 66H124V68H123ZM127 66H129V65H127ZM152 68H150V67ZM158 66H161L160 68L158 67ZM3 67H5V68H3ZM8 67V68H7ZM20 67V68H19ZM95 69H93V68ZM100 67V68H99ZM106 67V70L104 69ZM113 67V68H112ZM149 67V68H148ZM164 67V66H163ZM2 68V69H1ZM7 68V69H6ZM33 68H35V70L33 69ZM39 68V70H37ZM44 68H46V70L44 69ZM61 68H63L64 69V71H61V70H63V69H61ZM68 68H70V69H68ZM73 69V71H72V69ZM89 68H91V69H89ZM97 68H98V70H100V69H102L101 71H102V73H105V74H102V76L100 77V79H99V73L98 72H96V71H98L97 70ZM112 68V69H111ZM118 68V69H117ZM137 68H135L134 70L135 71H138V69ZM148 68V69H147ZM157 68V69H156ZM5 69V70H4ZM9 69V70H8ZM43 69H44V71H43ZM76 69V70H75ZM122 69V70H121ZM11 70V71H10ZM27 70V71H26ZM32 71V72H28V71ZM34 70V71H33ZM48 70H50L49 71V73L47 72ZM51 70H53V71H51ZM58 70V72H59V74H57L58 72H56V71ZM60 70V71H59ZM67 72H66V71ZM114 70V71H113ZM117 70V71H116ZM139 70V71H140ZM1 71H4V73H3V75H1L2 73H1ZM7 71V73H5ZM8 71L10 72L9 73V76L10 77H12V78H10L8 75H6V74H8ZM15 71H16V74H15ZM35 71H36V73H38V75H36V73H35ZM46 71V72H45ZM70 71V72H69ZM89 71H91V72H89ZM116 71V72H115ZM133 71V70H132ZM131 71V72H132ZM148 71V72H147ZM150 71V72H149ZM152 71V72H153ZM158 71H160V70H158ZM42 72H44V74L42 73ZM55 72V73H54ZM86 72H87V74H86ZM98 73V74H95V73ZM107 72V73H106ZM111 72V73H110ZM115 72V73H114ZM141 72V71H140ZM27 73L29 74V75H27ZM41 73V74H40ZM92 73H93V76H92ZM134 73V72H133ZM13 74H14V76H13ZM22 74H23V76H22ZM48 74V75H47ZM109 74H111V75H109ZM123 74V75H122ZM20 75H21V77H20ZM34 75H36L35 77H34ZM43 75H45V76H47V77H43ZM57 75V76H56ZM68 76L69 77V80H68V77L66 78L65 76ZM72 75H74V76H72ZM76 75V76H75ZM104 75L106 76L105 78H104ZM113 75V76H112ZM117 75V76H116ZM134 75V74H133ZM33 76V77H32ZM63 76V77H62ZM96 76V77H95ZM97 76H98V78H97ZM110 76V77H109ZM114 76H116V77H114ZM124 76H127L126 77V79L124 78L123 79V77ZM6 77H7V79H6ZM19 77V78H18ZM43 77V78H42ZM49 77V78H48ZM51 77H52V79H51ZM54 77H56V79L57 78H59V79H57L58 81H56L55 80V82H54ZM93 79H92V78ZM108 77V78H107ZM112 77V78H111ZM120 77L122 78V79H120ZM131 77H133V79L131 78ZM34 78V79H33ZM36 78V79H35ZM45 78V79H44ZM68 80V81H66V79ZM103 78V79H102ZM118 78L120 79V80H123L122 82H123V84L122 83H120L121 81L120 80H118ZM144 78H145V80H144ZM14 81H13V80ZM22 79V80H21ZM40 79H41V81H40ZM49 79V80H48ZM73 79V80H72ZM97 79V80H96ZM131 79V80H130ZM137 79H139V80H137ZM37 82H36V81ZM53 81V83L51 82V81ZM79 80H80V82H79ZM96 80V82H94ZM105 80V82H103ZM108 80H110V81H108ZM125 80V81H124ZM133 80V83L134 84H132V83H130V81H132ZM135 80H137L138 81V83L137 82H134ZM143 80V81H142ZM30 83H29V82ZM31 81H33V82H31ZM39 81V82H38ZM62 81V82H61ZM74 81H75V83H74ZM88 81V82H87ZM89 81H90V83H89ZM101 81V82H100ZM106 81H108V82H106ZM127 81V82H126ZM129 81V82H128ZM12 82V83H11ZM16 82H21V84H22V88H23V90L26 92H22V94L21 95H19V96H17V94H16ZM36 82V83H35ZM43 82V83H42ZM47 82H49V83H47ZM57 82H58V85H57ZM64 82V85L62 84ZM141 82V83H140ZM146 82V81H145ZM61 83V84H60ZM80 83V84H79ZM85 83V84H84ZM92 83H94V84H92ZM2 84L0 85V87L2 86ZM25 84V85H24ZM52 84V85H51ZM89 84V85H88ZM100 84H102V85H100ZM107 84H108V86H107ZM111 84V85H110ZM117 84V85H116ZM127 84V85H126ZM138 84V85H137ZM152 84V85H151ZM45 85V86H44ZM61 85V86H60ZM64 87H63V86ZM76 85H78V86H76ZM80 85V86H79ZM86 85H88V86H86ZM96 85V86H95ZM101 86V87H99V86ZM104 85V86H103ZM120 85L122 86V88L120 87ZM128 85H129V87H128ZM141 85H143V88H141L142 86ZM144 85H145V87H144ZM154 85H157V86H155V87H157L158 89H156V88H154ZM158 85L160 86V87H158ZM14 86V88H11V87H13ZM30 86V87H29ZM33 86V87H32ZM47 86H49V87H47ZM56 88H54V87ZM59 86V87H58ZM66 86H67V89H66ZM73 86L76 88H78V89H75V88H73ZM94 86V87H93ZM103 86V87H102ZM149 86H151V87H149ZM33 89H32V88ZM38 87V88H37ZM39 87H42V89L41 88H39ZM62 87V88H61ZM68 87H69V89H68ZM72 87V88H71ZM107 87V88H106ZM113 87V88H112ZM120 87V88H119ZM124 87V88H123ZM140 87V88H139ZM152 87L154 88V89H152ZM36 88V89H35ZM44 88V89H43ZM98 88H99V91H98ZM116 88V89H115ZM151 88V91H148L149 89ZM162 88V89H161ZM29 89V90H28ZM33 90V91H35V92H33V91H31V90ZM38 89H40L39 90V92H41V90L43 91H48V92H45V96L43 95L42 97L41 96H39V98H36L37 97V95L36 94H38L39 92H37L38 91ZM50 89V90H49ZM94 89H95V91H94ZM101 89V90H100ZM103 89V90H102ZM120 89H123V92H122V90L120 91ZM143 89V90H142ZM15 90V91H14ZM51 90H52V92H51ZM56 90V91H55ZM58 90V91H57ZM62 90V91H61ZM75 90V91H74ZM81 90V91H80ZM85 90H87V91H85ZM139 91V92H137V94H136V92L135 91ZM246 89L245 88H243L241 91H240V93H243L244 91H245ZM31 91V92H30ZM53 91L56 93H53ZM64 91V92H63ZM71 91V93L69 94V92ZM80 91V92H79ZM93 91V92H92ZM157 91V92H158ZM254 91L256 92V94H259L261 91H262V83H256L255 85H254ZM15 92V93H14ZM28 92H30V93H28ZM66 92V93H65ZM82 92L84 93V94H82ZM107 92V93H106ZM119 92H120V94H119ZM135 92V93H134ZM156 92V93H157ZM10 93V94H9ZM13 95H12V94ZM32 93V94H31ZM49 93H51V94H49ZM52 93H53V95H52ZM81 93V94H80ZM88 93H91V94H93L92 95V98H90V100H88V95H86V94H88ZM108 93H110V98L108 97L109 96V94ZM68 94V95H67ZM99 94H101L100 96H99ZM148 94V93H147ZM63 95V97H61ZM75 95V96H74ZM83 95V96H82ZM104 95V96H103ZM134 95H135V97H134ZM15 96H17L18 98H15ZM27 96V97H26ZM30 96H31V98H30ZM68 96V97H67ZM70 96V97H69ZM73 96V97H72ZM82 96V97H81ZM94 96H96V97H94ZM100 98H99V97ZM112 96H114L113 97V99L111 98ZM123 96V95H122ZM137 96V97H136ZM8 97V98H7ZM33 97V98H32ZM35 97V98H34ZM44 97H45V99H47V100H45L44 99ZM53 97H55V98H53ZM57 97V98H56ZM65 97H67L66 99H65ZM78 97H80V98H78ZM102 97H104V98H102ZM10 98V99H9ZM12 98V99H11ZM20 98H22V99H20ZM7 99H8V101H7ZM32 100V103H30L31 102V100ZM57 99H59V100H61L62 99V101H59V100H57ZM68 99V100H67ZM72 99V100H71ZM109 99V100H108ZM18 100V101H17ZM21 100H23V101H21ZM34 100V101H33ZM36 100H40V102H41V104H42V106H43V108L45 109V114L43 115V116H41V113H39L38 111H39V109H38V111L37 110H35L34 109V107L36 108L37 107V105H38V103H37V101ZM47 101V102H45V103H43L44 101ZM71 100V101H70ZM77 100V101H76ZM86 100V101H85ZM97 100V101H96ZM26 101V102H25ZM43 101V102H42ZM77 103H76V102ZM88 101V102H87ZM89 101L90 102H92V103H90L89 104ZM136 101V102H137ZM146 101H148L147 99L144 101V103H142L143 104V106L145 105V108H146V104L145 103H147V107L149 108V105L151 106V107H153V105H154V101L152 100V102L150 101V103H148V102H146ZM6 102H8V103H6ZM10 102V103H9ZM12 102V103H11ZM19 104H18V103ZM24 102V103H23ZM35 102L37 103V105H35ZM49 102V103H48ZM54 102H55V105H54ZM64 102L65 104H62V103ZM69 102V103H68ZM75 102V103H74ZM97 102V104H93V103H96ZM60 103H61V105H60ZM85 103H87V104H85ZM152 103H153V105H152ZM21 104V105H20ZM23 104H25V106L26 107H24V105ZM29 104V105H28ZM34 104V105H33ZM54 106H53V105ZM59 104V105H58ZM76 104H77V106H76ZM84 104H85V106H84ZM92 104V105H91ZM99 104V105H98ZM108 104H110L109 106H108ZM19 105V106H18ZM31 105L33 106V107H31ZM70 105H72V106H70ZM91 105V106H90ZM97 105V108L95 107ZM30 107V108H32V109H30V108H28V107ZM45 106V107H44ZM53 107V109H52V107ZM68 106V107H67ZM74 106V107H73ZM88 106V107H87ZM20 107V108H19ZM60 107V108H59ZM61 107H62V110H61ZM90 107V108H89ZM100 107V108H99ZM24 108V109H23ZM59 108V109H58ZM69 108V109H68ZM83 108V109H82ZM113 108V109H112ZM4 109V110H3ZM18 109V110H17ZM22 109V110H21ZM55 109V110H54ZM73 109H75V111H76V114H75V111L73 110ZM79 109V110H78ZM93 109V110H92ZM95 109V110H94ZM115 109V110H114ZM7 110H10V111H7ZM14 110V111H13ZM24 110V111H23ZM30 110V111H29ZM33 110H35L34 112L36 113H33ZM66 110V111H65ZM71 110V111H70ZM98 110H99V112H101V113H99L98 112ZM4 111V112H3ZM56 111V112H55ZM90 111H92L91 113H90ZM94 111V112H93ZM112 111H114V113L112 112ZM9 112V113H8ZM17 112H18V114H17ZM22 112H24V113H22ZM26 112H27V114H26ZM62 112V113H61ZM68 112H69V114H68ZM16 113V114H15ZM21 113L22 114H24V117H23V115H21ZM30 113V114H29ZM32 113V114H31ZM46 113L48 114V118H50L51 119V121L49 122V125H48V127H44V128H40V127H38L37 126V124L39 123V121H41V119H44L45 117H46ZM61 113V114H60ZM66 113V114H65ZM71 113H72V115H71ZM82 113V114H81ZM86 113H88V116H87V114ZM94 113V114H93ZM110 113V114H109ZM116 113V114H115ZM3 114V115H2ZM12 114H14V115H11ZM34 114V115H33ZM54 114V115H53ZM57 114H59V116L57 115ZM86 114V115H85ZM90 114H92V115H90ZM17 115V116H16ZM21 115V116H20ZM40 116V117H36V116ZM61 115H62V117H61ZM74 115H76V116H74ZM94 115V116H93ZM114 115V116H113ZM5 116V117H4ZM34 116V117H33ZM59 118H58V117ZM64 116V117H63ZM65 116H66V118H65ZM2 117V118H1ZM14 117V118H13ZM26 117V118H25ZM33 119H32V118ZM56 117V118H55ZM72 117V118H71ZM91 117H92V120H91ZM109 117H110V119H109ZM29 118H30V120H29ZM38 118H40V119H38ZM69 118V119H68ZM76 118V119H75ZM87 118V119H86ZM106 118H108V120L106 119ZM112 118V119H111ZM2 119V120H1ZM24 119L26 120V121H24ZM34 119H35V121H34ZM36 119H37V121H36ZM54 119H55V121H54ZM60 119H63V120H60ZM65 119V120H64ZM68 121H67V120ZM11 122H10V121ZM22 121V123L23 124H19V121ZM82 120V121H81ZM110 120V121H109ZM113 120V121H112ZM6 121V122H5ZM20 121V122H21ZM24 121V122H23ZM64 121V122H63ZM65 121H67V122H65ZM79 123H78V122ZM87 121V122H86ZM16 122V123H15ZM27 122V124H25ZM53 122V123H52ZM57 122V123H56ZM77 122V123H76ZM106 122V123H105ZM112 122V123H111ZM5 123V124H4ZM35 123V124H34ZM66 123V124H65ZM72 123V124H71ZM73 123L75 124V126H73L72 127V125H73ZM91 123V124H90ZM54 124V125H53ZM61 124V127L59 126ZM70 124V125H69ZM82 124V125H81ZM103 124V125H102ZM109 124H110V126H109ZM4 125V126H3ZM23 125V126H22ZM26 127H25V126ZM65 125V126H64ZM67 125V126H66ZM69 125V126H68ZM115 125V126H114ZM6 126V127H5ZM14 126V127H13ZM21 126H22V128H21ZM64 126V127H63ZM86 126V127H85ZM106 126V127H105ZM112 126V127H111ZM12 127V128H11ZM20 127V128H19ZM25 127V128H24ZM30 127H32V128H30ZM38 127V128H37ZM72 127V128H71ZM76 127V128H75ZM83 127V128H82ZM109 127V128H108ZM12 129V132H11V129ZM48 128V129H47ZM56 128V129H55ZM79 128H81V129H79ZM85 128V129H84ZM39 129V130H38ZM46 129V130H45ZM50 129V130H49ZM62 129H64V131L62 130ZM73 129V130H72ZM87 129H91V131H87ZM106 129V130H105ZM111 129V130H110ZM116 129V130H115ZM3 130V131H2ZM8 130V131H7ZM51 130H53L52 132H50ZM62 130V131H61ZM78 130V131H77ZM80 130V131H79ZM110 130V131H109ZM118 130V131H117ZM41 131V132H40ZM56 131V132H55ZM60 131H61V133H60ZM71 131V132H70ZM72 131L75 133L76 131L78 132V133H76V134H74V133H72ZM117 131V132H116ZM28 132V133H27ZM32 132V133H31ZM36 132H37V134H36ZM44 132V133H43ZM46 132V133H45ZM50 132V133H49ZM69 132V133H68ZM83 132V133H82ZM87 132H90V133H87ZM94 132V133H93ZM106 132H108L109 134L107 135V137H105V133ZM114 132V133H113ZM5 133V134H4ZM8 133V134H7ZM52 133V134H51ZM66 133V134H65ZM68 133V134H67ZM71 133V134H70ZM93 133V134H92ZM13 134V135H12ZM20 134H21V136H20ZM30 134V135H29ZM51 134V135H50ZM54 134V135H53ZM56 134V135H55ZM60 135V136H58V135ZM94 136H92V135ZM99 134V132L97 133V135ZM9 135V136H8ZM48 136V138H47V136ZM53 135V136H52ZM96 135V136H97ZM110 135V136H109ZM26 136H27V138H26ZM30 136V137H29ZM44 136V137H43ZM51 136H52V138H51ZM57 136V137H56ZM75 136H76V138H75ZM79 136V137H78ZM81 136V137H80ZM9 137V138H8ZM25 139H24V138ZM40 137V138H39ZM54 137V138H53ZM59 137V138H58ZM63 137V138H62ZM66 137V138H65ZM6 138V139H5ZM31 138V139H30ZM47 138V139H46ZM49 138H51V140L49 139ZM56 138V139H55ZM62 138V139H61ZM71 138H72V140H71ZM8 139V140H7ZM36 139H37V141H36ZM39 139V140H38ZM67 139V140H66ZM68 139H69V142H68ZM81 141H80V140ZM89 139V140H88ZM33 140H34V142H33ZM41 140L42 141H44V143H41ZM48 140V141H47ZM54 140V141H53ZM60 140V141H59ZM65 141V142H67L66 144H65V142H62V141ZM89 141V143H88V141ZM3 141H5V142H3ZM17 141V142H16ZM20 141H21V145H20ZM24 143H23V142ZM40 141V142H39ZM47 141V142H46ZM50 141H51V143H50ZM79 141V142H78ZM56 142V143H55ZM70 142H75V143H72V145H71V143ZM110 142H111V144H110ZM28 143V144H27ZM33 143H34V145H33ZM48 143H50V144H48ZM54 143V144H53ZM88 143V144H87ZM26 144V145H25ZM35 144L37 145V146H35ZM39 144V145H38ZM41 144H42V146H41ZM61 144V145H60ZM64 144V145H63ZM82 144H83V146H82ZM33 145V146H32ZM48 145V146H47ZM51 145V146H50ZM55 145V146H54ZM63 145V146H62ZM66 145V146H65ZM69 145V146H68ZM99 145H101V143H99ZM0 146V149L3 147H1ZM24 146H25V148H24ZM39 146V147H38ZM71 146V147H70ZM111 146V147H110ZM141 146H143V143H141ZM18 147H21V149L20 148H18ZM31 147V148H30ZM42 147V148H41ZM50 147V148H49ZM58 147V148H57ZM64 147V148H63ZM76 147V148H75ZM82 147H83V149H82ZM87 147H89V148H87ZM117 147V148H116ZM23 148V149H22ZM34 148V149H33ZM39 150H38V149ZM46 149V150H44V149ZM59 148H60V150H59ZM72 148V149H71ZM81 148V149H80ZM86 148V149H85ZM114 148H115V152H114ZM119 148V149H118ZM121 148L122 147H119V146H113V148H112V151H109V154L107 153V155H106V158H109L110 160H114L115 162H117V163H119V162H121V160H120V158H122L123 159V157H124V152H125V150H121ZM33 149V150H32ZM40 149H42L43 150V152L45 153V154H43V152H42V150L40 151ZM47 149H49V150H47ZM66 149V150H65ZM69 149H71V150H69ZM102 149V151H104L105 149H103V148H101ZM118 149V150H117ZM23 150V151H22ZM27 150H29V151H27ZM56 150H58V151H56ZM73 150V151H72ZM88 150V151H87ZM116 150H117V152H116ZM33 151V152H32ZM34 151H36L35 153H34ZM47 151V152H46ZM48 151H50V152H48ZM55 151V152H54ZM60 151H61V154H60ZM65 151V152H64ZM67 151V152H66ZM25 152V153H24ZM31 152V153H30ZM51 152H53V153H51ZM69 152V153H68ZM77 153L78 152V154H73V153ZM112 152V153H111ZM42 153V154H41ZM51 153V154H50ZM55 153V154H54ZM67 153V154H66ZM82 153V154H81ZM122 153H123V155H122ZM25 154V155H24ZM31 154V155H30ZM34 154H36L35 156H37V157H35L34 156ZM40 154L41 155H43V156H40ZM48 154V155H47ZM67 156H66V155ZM70 154V156H68ZM72 154V155H71ZM119 154V155H118ZM6 155V156H5ZM12 155V156H11ZM30 157H28V156ZM39 155V156H38ZM52 155V156H51ZM81 155V156H80ZM47 156H48V158H47ZM54 156H55V158H54ZM58 156V157H57ZM76 156H79V157H76ZM85 156V157H84ZM87 156V157H86ZM89 156H91L90 158H89ZM121 156V157H120ZM17 159H16V158ZM33 157H35V158H33ZM61 157V158H60ZM70 157V158H69ZM76 157V158H75ZM94 157V158H93ZM112 157H113V159H112ZM4 158V159H3ZM19 158V159H18ZM59 158H60V162H59ZM6 159V160H5ZM10 159V160H9ZM12 159H14L13 161H12ZM33 159V160H32ZM50 159V160H49ZM64 159V160H63ZM66 159H67V161H66ZM72 161H71V160ZM77 159V160H76ZM116 159V160H115ZM21 160H23V161H21ZM91 160V161H90ZM97 160V161H96ZM21 161V162H20ZM25 161H27V163L28 164H26V162ZM30 161V162H29ZM51 161H52V163H51ZM66 161V162H65ZM69 161V162H68ZM75 161V162H74ZM119 161V162H118ZM4 162H6V163H4ZM20 162V163H19ZM32 162H33V164H32ZM35 162V163H34ZM87 162V163H86ZM91 162V163H90ZM12 163V164H11ZM61 163H62V166H61ZM66 163H68V164H66ZM9 164V165H8ZM56 164V165H55ZM60 164V165H59ZM85 164V165H84ZM145 164L147 165V166H145ZM144 164V168H145V170L143 171V173L144 174H146V176L145 177H142L143 176V174H142V172H140L139 173V175H140V177H139V179H138V181L140 182V184H147V181L149 180V178H147V179H145V180H141L142 178L144 179V178H146V177H148L147 175H150V173L152 174V171H151V168H150V166L147 164V163H145ZM50 165V166H49ZM51 165H52V167H51ZM26 166V167H27ZM91 167V168H89V167ZM12 167V168H11ZM50 167V168H49ZM86 167V168H85ZM149 167V168H148ZM51 169V170H50ZM150 169V170H149ZM87 170V171H86ZM8 171H6V173L8 172ZM1 173V172H0ZM167 175H169V176H167V177H170L171 175L170 174H168V173H166ZM166 174H164L165 175V177H166ZM175 175H177L176 177L178 178V180H179V178L182 176L181 174H176L175 173ZM172 176L173 177H175L174 176V174H172ZM180 176V177H179ZM142 177V178H141ZM86 178H88V179H86V181L85 182H88V181H90V183H91V187L94 185L93 184V181H92V179L90 180V178L89 177H86ZM111 178V175L109 176V179ZM128 178L126 177V180H123V182H124V184H125V186H123L124 188H125V190L127 191H129V192H131V194H134V196H137L138 194H136L137 192V188L135 187V186H133V185H135L134 184V182L131 184L128 180H127ZM182 179V177L180 178V180ZM158 180V179H157ZM177 180V181H178ZM3 181V182H2ZM127 181L129 182V183H127ZM184 181V180H183ZM2 182V183H1ZM179 182V181H178ZM108 183H109V190H111V191H109V196L107 197V198H100V199H96V201H93V203H91V204H89L88 206L86 205V207H85V211H84V214H86V216H87V218H83L82 220H81V222L82 223H80V225H78L77 226V224L75 223L74 225H73V227H75V225H76V228L78 227H81V225L83 224V222L84 221H86V222H84V223H88L89 222V228H87V230L86 231H84V234H82L83 235V241L81 242V243H79V241H80V239L79 240H77V241H72V244H74V242H77V243H75V244H77V245H68L69 246V248L70 247H72V248H74V250L72 249H70V251H69V248H68V246H65L64 245V243H61L60 241H62V242H64L65 240V242H68V241H70L71 242V237H70V235L71 234H69L68 233V235H69V237L70 238H68V241H67V237H68V235L66 234L67 232H66V230H67V228H68V225H66L67 223L69 224V222H68V217H70V216H68V211L66 210L65 211V214L63 213V210L62 211H60L61 213H59L58 214V212H54V208L51 210V208H50V210H51V212H50V214L48 213L47 215H50V217L48 216L47 217V215H42L41 216V212L42 211H40V210H42L41 208L42 207H39V208H35V210H39L40 211V213L38 214V216L37 215H35L34 214V217H32V219L30 218V220L27 222L26 221V219L27 218H29V216H28V212L26 213L25 211H24V206H27L28 204H27V202H25L26 201V197L24 198V196L22 195V193L21 192H19L18 190H16V192L15 191H11L10 192V189H8L9 187L7 186V185H5L4 184V180L3 179H1L0 180V186L2 187V189H1V193H3L2 195H3V198H6V200H7V202L5 201V204H7V203H9L12 207L14 206H16V207H19V209H20V207H21V210H22V212H21V210H19L18 212H20V215H18V214H16V216H14L15 214H13L14 212H12L13 210H8V212H6V210H4V211H2L3 209H0V217L2 218V219H0V237H2V238H0V250H2V252L0 251V253H1V255H0V259L2 260V262H4L5 264H13L14 263V259H15V257H16V255H20L21 256V258H22V262H25V260L27 261V262H25V264H29V263H35V264H37V263H39V264H114V261H115V264H128V262H129V264H133V262H134V264H147V263H149V264H160V262H161V264H167V262H165V259H167L163 254H162V251H163V247L161 246V244L159 245V247H158V245H153V242H149L148 241V239L146 238V237H141V235H140V237H139V234H144V232H145V234H148L149 232H146V231H144L145 229H147L148 227V229H151V232H153V233H150V234H152V235H154V236H159V234H163V232L160 230H158L157 229V227H156V222L153 220V221H151L152 219H151V217H150V215L152 214V211H154L153 209H152V200H151V197H152V195H153V192H152V190H149V189H147V190H145L144 189V191H143V193H144V195L146 196V199H144V200H140L141 198H139V200H133V201H131V205H130V201L128 200V199H126V204H125V206L126 207H130L132 210V212L131 211H129L128 212V215L130 216V220H128V222H127V224L126 225H128V224H130V223H132V224H130V226H131V228H128V229H126V230H124V233L125 234H128L129 233V235L131 234V233H133V234H135V236L136 235H138L137 237H139L138 239V243H140V245L137 247V248H139V247H141L142 248V251H146V252H149V253H151V252H153L154 250H155V248H157L158 250H155L156 252H160L162 255L161 256H158V257H155L154 258V256H152L151 254H149V253H146V254H144V253H141L140 254V252L139 251H137V252H134L133 253V255L131 254L130 256H128L129 258L127 259V260H125L126 262H124V260H123V258L122 259H119V255L117 256V253H116V249L114 248V246H112L113 244L114 245H116V246H126L125 244H128V243H130V238H128V237H131V236H127V237H124L123 235H122V233L120 232V231H118V233H115L114 231H116V228H117V226H116V224L118 225H123L121 222H116L115 221V219H118L119 218V216L120 215H118V211L117 210H114V208H119L118 206L120 205V204H116V203H114V201H116V193H115V191H114V189H116V184H114L113 182H111L110 180H108ZM182 183V182H181ZM178 184L180 187L181 186H183L182 184ZM184 183V182H183ZM4 184V185H3ZM144 184V185H145ZM122 185H123V183H122ZM143 185V186H144ZM5 186V187H4ZM0 187V188H1ZM126 187H128V188H126ZM129 187L131 188V190L129 189ZM7 189V190H6ZM155 189V188H154ZM6 190V191H5ZM133 191H134V193H133ZM6 194H5V193ZM19 194H18V193ZM93 192L94 193H92L93 195H87L86 196V198L84 199V200H89V198H98L99 196L98 195H96V193H95V190H93ZM9 193V194H8ZM14 193H17V194H14ZM111 193H112V195H111ZM22 196H21V195ZM8 195H9V198H8ZM14 197H13V196ZM20 195V196H19ZM17 196H18V198H17ZM120 195H117V197H119ZM147 196H149L148 198H147ZM21 197V198H20ZM115 199V200H113V198ZM13 198V199H12ZM19 199L20 198V200H15V199ZM23 198H24V200H23ZM150 199V200H149ZM12 200V201H11ZM23 200V201H22ZM83 200V201H84ZM87 200V201H88ZM106 200V201H105ZM109 200H111V201H113L112 203H113V208H111V206H109L110 204H109ZM127 200H128V203H127ZM15 201V202H14ZM21 201H22V204H21ZM99 201V202H98ZM141 201H142V203H141ZM146 201H147V204H150V205H146ZM13 202H14V205H13ZM24 202V203H23ZM137 202H139L140 204H138ZM12 203V204H11ZM16 203V204H15ZM19 203V204H18ZM26 203V204H25ZM97 206H96V205ZM8 205V204H7ZM21 205V206H20ZM100 205V206H99ZM128 205V206H127ZM144 205H146L145 206V208H144ZM90 206H91V208H90ZM98 206H99V208H98ZM105 206V207H104ZM114 206H116V207H114ZM133 206V207H132ZM73 207V210L75 211V209L74 208H76V207H74V206H72ZM72 207H71V211H72ZM95 207V208H94ZM101 207V208H100ZM125 207V208H126ZM138 207V208H137ZM151 207V208H150ZM98 208V209H97ZM103 208H104V210H103ZM109 208V209H108ZM129 208V209H130ZM140 208V209H139ZM148 208V209H147ZM32 209H33V207H32ZM87 209V210H86ZM95 209V210H94ZM112 209V210H111ZM126 209H128V208H126ZM128 209V210H129ZM137 209V210H136ZM160 209H162V208H160ZM35 210H34V212H35ZM49 210V209H48ZM49 210V211H50ZM127 210V211H128ZM146 210V211H145ZM152 210V211H151ZM164 210V209H163ZM163 210H161L159 213L160 214H162L161 212L163 211ZM23 211L26 213H23ZM74 211H72V214H73V212ZM90 211V212H89ZM100 211V212H99ZM105 211V212H104ZM107 211V212H106ZM110 211V212H109ZM121 212H122V210H120ZM144 211V212H143ZM150 211V212H149ZM6 212V213H5ZM89 212V214H87ZM109 212V213H108ZM136 212V213H135ZM139 212V213H138ZM156 212V211H155ZM158 212V211H157ZM99 213H101V214H99ZM134 213H135V216H133L134 215ZM138 213V215H136ZM143 213H145V214H149V215H145V214H143ZM11 214H12V216H11ZM21 214H22V217L23 218H21ZM24 214V215H23ZM55 214V215H54ZM57 214H58V216H57ZM62 215V218L64 217V220L61 218V215ZM67 214V215H66ZM96 214V215H95ZM117 214V215H116ZM133 214V215H132ZM145 215V216H143V215ZM157 214L158 213H156V216H157ZM51 215H52V217H51ZM64 215V216H63ZM114 215V216H113ZM143 217H142V216ZM4 216V217H3ZM9 216H10V218H9ZM37 216V217H36ZM40 216V217H39ZM60 216V217H59ZM68 216V217H67ZM133 216V217H132ZM140 216V217H139ZM27 217V218H26ZM39 217V218H38ZM43 217V218H42ZM54 217H56V218H58V220L56 219V218H54ZM65 217H67V218H65ZM95 217V218H94ZM117 217V218H116ZM137 217V218H136ZM139 217V218H138ZM143 218L144 219V221H142V219H140V218ZM150 217V218H149ZM20 218V219H19ZM25 218V219H24ZM40 218H41V222L39 221L40 220ZM45 218V219H44ZM61 218V219H60ZM89 218V219H88ZM106 218V219H105ZM147 218V219H146ZM170 218H171V216H170ZM169 218V220L170 221H173V218H175V217H172V219H170ZM33 219H35V220H33ZM47 219H49L48 221H47ZM54 219V220H53ZM56 219V220H55ZM85 219V220H84ZM92 219H93V221H92ZM97 219V220H96ZM114 219V220H113ZM20 220V221H19ZM21 220H23V221H21ZM24 220H25V222H24ZM44 220H45V222H44ZM59 220H61V222L59 221ZM66 220V221H65ZM90 220V221H89ZM108 220V221H107ZM132 220V222H130ZM138 220H139V222H138ZM148 220V221H147ZM17 221V222H16ZM19 221V222H18ZM38 223H36V222ZM59 221V222H58ZM64 221V222H63ZM137 223H136V222ZM146 221V222H145ZM6 222H8V223H6ZM23 222V223H22ZM39 222H40V224H39ZM47 222V223H46ZM50 222V223H49ZM58 222V223H57ZM63 222V223H62ZM134 222V223H133ZM143 224H142V223ZM148 222H150V223H148ZM153 222H154V225H152L153 224ZM174 222L177 224H175V226H174V228L176 227V226H178V223H177V221H176V219H174ZM19 223V224H18ZM22 223V224H21ZM44 223V224H43ZM65 223V224H64ZM91 223V224H90ZM94 223H96V225H94L93 226V224ZM99 223V224H98ZM110 223V224H109ZM162 223V222H161ZM160 223V226L162 225ZM171 223H173V222H171ZM8 224V225H7ZM42 224L43 225H45V227L44 226H42ZM51 224V225H50ZM58 225V228H60V230H61V232H58V231H60V230H58V228H57V225ZM101 224V225H100ZM104 224V225H103ZM108 224V225H107ZM113 224V225H112ZM141 224V225H140ZM151 224V225H150ZM21 225H23V226H21ZM32 225V226H31ZM34 225V226H33ZM48 225V226H47ZM67 226V228H65L66 226ZM90 225H91V227H90ZM135 225H137V226H135ZM147 226L146 228L144 227V226ZM151 227H150V226ZM42 226V227H41ZM46 226L47 227H49V228H47L46 229ZM53 226V227H52ZM60 226V227H59ZM105 226V227H104ZM111 226V227H110ZM133 226V227H132ZM141 226V227H140ZM172 226H173V224H172ZM6 227H7V229H6ZM20 229H19V228ZM66 229V230H64V228ZM101 227V228H100ZM113 227V228H112ZM116 227V228H115ZM143 227V228H142ZM156 229H155V228ZM3 228H4V232L2 231L3 230ZM21 228H23L24 230H22ZM33 228H35L34 230H33ZM41 230H40V229ZM45 228V229H44ZM55 228V229H54ZM56 228H57V230H56ZM62 228V229H61ZM105 228V229H104ZM106 228H109V229H106ZM133 228V229H132ZM177 228V227H176ZM175 228V229H176ZM179 228V227H178ZM2 229V230H1ZM32 229V230H31ZM52 229V230H51ZM89 229V230H88ZM94 229V230H93ZM99 229V230H98ZM104 229V230H103ZM133 230V231H131V232H127L126 233V231H128V230ZM175 229H173V230H175ZM21 230V231H20ZM42 231V230H45V231H42V232H40V231ZM49 230H51V231H49ZM106 230V231H105ZM108 230V231H107ZM143 230V231H142ZM155 230H157V231H155ZM172 230V231H173ZM10 231V232H9ZM19 231H20V233H19ZM38 231H39V234H38ZM53 231H55L54 232V234H53ZM65 231V232H64ZM101 231V232H100ZM105 231V232H104ZM112 231H113V233H112ZM176 231H177V229H176ZM176 231H174L175 232V235H174V232H172L173 233V235H174V237H176L175 239H174V243L175 242H177V243H179V244H181L180 246H181V248H180V246H179V244H177V243H175L176 245H178V247L175 245V247H176V250L177 251H179V253H181V254H183V255H189V253L187 252V251H185L186 253H184V249H186V246L183 244L184 242H182V243H180L181 241H183V240H179V238L180 237H182L181 235H180V237H177V236H179V234H180V231H178L179 232V234H178V232H176ZM31 232V233H30ZM48 232V233H47ZM51 232V233H50ZM92 232H93V234H92ZM135 232V233H134ZM140 232V233H139ZM143 232V233H142ZM171 232V231H170ZM6 233H8V235L6 234ZM17 233V234H16ZM30 233V234H29ZM35 233V234H34ZM46 233V234H45ZM52 235H50V234ZM56 233V234H55ZM91 233V234H90ZM123 233V234H124ZM172 233H171V235H172ZM21 236H19V235ZM28 234V237L26 238V235ZM32 234L35 236V239H34V237L32 236ZM41 234V235H40ZM46 236H45V235ZM48 234H49V238H51V240L48 238ZM60 236H59V235ZM65 234V235H64ZM86 234V235H85ZM107 234V235H106ZM111 234V235H110ZM118 234V238L117 237H115V235H117ZM16 235V236H15ZM24 235V236H23ZM56 237H55V236ZM62 235H64V237H62ZM95 236V238H94V236ZM120 235H121V237H120ZM163 235H165V234H163ZM167 235V237H169V235L168 234H166ZM165 235V236H166ZM172 235V236H173ZM8 236H9V238H8ZM12 236H13V241H11L12 240ZM22 236H23V238H22ZM31 236V237H30ZM36 236H40L41 238H39V237H36ZM51 236V237H50ZM53 236H54V238H53ZM67 236V237H66ZM100 236V237H99ZM106 236V237H105ZM122 236H123V238L124 239H122ZM5 237V238H4ZM18 237V238H17ZM24 237L26 238V239H24ZM42 237L44 238V240H42ZM58 237H60L61 238V240H59V238ZM66 237V238H65ZM92 237V238H91ZM151 237V236H150ZM166 237V238H167ZM29 238V239H28ZM47 238V239H46ZM55 238H56V241H53V240H55ZM64 238H65V240H64ZM89 238V239H88ZM115 238H117V239H115ZM134 238V237H133ZM144 238H145V241H144ZM165 237H163V238H159V239H162V241H164V239H166ZM21 239V240H20ZM23 239H24V244L22 243L23 242ZM33 239V240H32ZM40 239H41V241H40ZM49 239V240H48ZM101 239V240H100ZM110 239V240H109ZM112 239V240H111ZM122 241H121V240ZM177 239V240H176ZM1 240H4V241H1ZM8 240V241H7ZM27 240H29L28 242H27ZM31 240H32V242H31ZM40 241V243H39V241ZM87 240V241H86ZM114 240H116V241H114ZM126 240H127V242H126ZM128 240H129V242H128ZM178 240H179V242H178ZM26 241V242H25ZM33 241H35V242H33ZM38 241V242H37ZM50 241H53V243L54 244H52V242H50ZM59 243H58V242ZM104 241V242H103ZM110 241V242H109ZM119 241V242H118ZM6 242V244H4V245H1V244H3V243H5ZM11 242H14L15 244H17V245H15V244H13V243H11ZM37 242V243H36ZM69 242V243H70ZM97 244H96V243ZM108 243V245H107V243ZM117 242V243H116ZM164 242H166V241H164ZM10 243V244H9ZM31 243V244H30ZM32 243H33V245L36 243V246L34 245L33 247L32 246H28V245H32ZM41 243H43V244H41ZM49 243V244H48ZM51 243V244H50ZM59 244V246L57 247V245ZM83 243V244H82ZM91 243H92V245H91ZM110 243V244H109ZM116 243V244H115ZM121 243V244H120ZM8 244V245H7ZM20 244V245H19ZM40 244V245H39ZM62 244H63V246H62ZM78 244H79V246H78ZM90 244V245H89ZM93 244H95V245H93ZM166 244V243H165ZM183 244V245H182ZM11 245H12V247H11ZM26 245H27V248H26V251H25V248H23V247H26ZM42 245V246H41ZM47 245H49V246H47ZM97 245V246H96ZM9 246H10V249H8L9 248ZM14 246H15V248H14ZM22 248H21V247ZM38 246H40V247H38ZM56 246V247H55ZM65 246V247H64ZM82 248H81V247ZM90 246V247H89ZM92 246V247H91ZM94 246L96 247L95 249H94ZM102 246H103V248H102ZM110 246V247H109ZM156 246V247H155ZM185 246V248H183V247ZM3 247H5V248H3ZM17 247H19L18 249H17ZM59 247H60V249H59ZM76 247V248H75ZM79 247H80V249H79ZM99 247V248H98ZM112 247H113V249H112ZM146 247H148V248H146ZM162 247V248H161ZM21 248V249H20ZM29 248H31V249H33L34 250V252L36 251V254L37 253H41V255H35V253L33 252V255H32V253L31 252H29V251H31V249H29ZM61 248H67L66 250H64V249H61ZM98 248V249H97ZM101 248H102V250H101ZM104 248H106V249H104ZM154 248V250H152ZM179 248V249H178ZM13 249V250H12ZM48 249H50V250H48ZM57 249V251H55ZM77 249H78V251H77ZM86 249H87V251H86ZM144 249H146V250H144ZM183 249V250H182ZM7 250H9L10 252H12V253H10V255H11V258L9 259V251L7 252ZM32 250V251H33ZM62 250V251H61ZM93 250V251H92ZM102 251V253L100 252V251ZM150 250V251H149ZM152 250V251H151ZM160 250H162V251H160ZM38 251V252H37ZM40 251V252H39ZM60 251V252H59ZM63 251H67L68 253H65V252H63ZM91 251V252H90ZM95 251V252H94ZM136 251V250H135ZM154 251V252H155ZM21 252H23V253H21ZM28 252V253H27ZM43 252V253H42ZM65 253V254H63V253ZM70 252V253H69ZM93 252V253H92ZM96 252H98L97 254H96ZM104 252V253H103ZM25 253H26V257H25ZM57 253L60 255H58L57 256ZM61 253H62V255H61ZM91 253V254H90ZM99 253H101V254H99ZM106 253H108V254H106ZM24 254V256H22ZM31 254V255H30ZM43 254V255H42ZM55 254H56V256H55ZM73 254V255H72ZM76 254V255H75ZM141 256H140V255ZM3 255V256H2ZM6 255V256H5ZM29 255V256H28ZM54 255V256H53ZM64 255V256H63ZM67 255V256H66ZM100 255V256H99ZM135 255V256H134ZM143 255V256H142ZM146 255V256H145ZM35 256V257H34ZM37 256V257H36ZM39 256V257H38ZM42 256V257H41ZM43 256H44V258H43ZM46 256V257H45ZM50 256H52V257H54V258H52V257H50ZM69 256V257H68ZM77 256V257H76ZM109 256V257H108ZM145 256V257H144ZM149 256V257H148ZM165 258H164V257ZM6 257V258H5ZM8 257V258H7ZM28 257H31V258H28ZM32 257H33V260H32ZM117 259H116V258ZM132 257V258H131ZM135 259H134V258ZM138 257V258H137ZM147 257V258H146ZM160 257V258H159ZM5 258V259H4ZM12 258H14V259H12ZM17 258V257H16ZM35 258H37L38 260H36ZM41 258H43V259H46L47 258V262L46 263H44L46 260H44L43 261V259H41ZM107 258H109V260L107 259ZM112 258V259H111ZM115 258V259H114ZM144 258H145V260H144ZM157 258V259H156ZM190 258V255L189 256H187V258H186V260L187 259H189ZM12 259V260H11ZM27 259H29V260H27ZM30 259L32 260V261H30ZM35 259V260H34ZM133 261H132V260ZM138 259V260H137ZM141 259V260H140ZM148 259V260H147ZM156 259V260H155ZM162 259H164V260H162ZM6 260H8V263H7V261ZM74 260V261H73ZM129 260V261H128ZM136 260V261H135ZM143 260V261H142ZM158 260V261H157ZM20 261V262H21ZM28 261H30V262H28ZM35 261V262H34ZM37 261H39V262H37ZM41 261H43V262H41ZM100 261H101V263H100ZM119 261V262H118ZM128 261V262H127ZM132 261V262H131ZM153 261H154V263H153ZM157 261V262H156ZM163 261V262H162ZM188 261V260H187ZM10 262V263H9ZM21 262V264H24V263H22ZM107 262V263H106ZM181 264L180 263V261L179 262H177V264ZM20 264V263H19ZM187 264H190V261H188L187 262Z\"/></svg>",
  "mask_w": 264,
  "mask_h": 264
}]
</instances>
